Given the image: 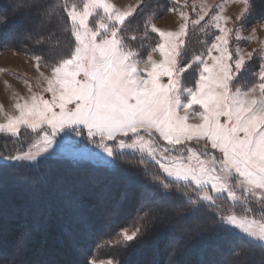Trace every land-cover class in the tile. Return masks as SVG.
<instances>
[{
	"label": "snow or ice",
	"instance_id": "6c2138e0",
	"mask_svg": "<svg viewBox=\"0 0 264 264\" xmlns=\"http://www.w3.org/2000/svg\"><path fill=\"white\" fill-rule=\"evenodd\" d=\"M225 3L239 5L236 15L208 5L191 19L174 0L166 10L181 22L165 30L152 0H0V24L23 18L44 50L30 58L47 70L41 91L29 87L0 123L27 141L0 156V264H123L97 260L101 230L118 253L157 236L167 258L155 264H181L192 241L237 232L264 249V41L239 43L264 29V12L254 0ZM190 25L214 29L199 53L186 46ZM52 162H70L71 179H57L41 200ZM122 174L139 183L114 191ZM19 190L30 195L12 203ZM225 193L254 200L260 216L230 211ZM130 209L139 221L131 232L116 222Z\"/></svg>",
	"mask_w": 264,
	"mask_h": 264
},
{
	"label": "rangeland",
	"instance_id": "374dc122",
	"mask_svg": "<svg viewBox=\"0 0 264 264\" xmlns=\"http://www.w3.org/2000/svg\"><path fill=\"white\" fill-rule=\"evenodd\" d=\"M112 2L117 4L118 7H128L135 4L136 0H112ZM170 2L171 5L169 6L171 7L174 0H170ZM185 4L187 5L185 11H187L191 19L197 18V12H199L200 8L206 7L208 5L217 6L223 4L224 14L229 16L236 15L239 10V5L233 3H225V0H179V4L177 5V7H183ZM194 8L195 10H193ZM208 19V17H205V21H202L201 25H204ZM153 22L158 28L165 30H175L181 21L178 14L168 12L166 9H164L162 10V12H160V14L156 13L153 15ZM201 25H197L199 30H201ZM24 27L26 26L13 25L11 26V29L13 32L22 33ZM251 27H256L255 23H253L249 28L245 30L244 35L249 34V32L251 31ZM212 31H214V29H210L208 27H205L204 30L201 31L202 36L198 41L200 44H202V48L200 51L203 50V42L209 39ZM131 34L132 33H129V35ZM10 41L11 43L6 46L0 45V109H2V111H0V123H5L6 116L15 113L14 105L19 97H28L30 95L29 87H31L33 91H41L40 84L43 77H41L40 73L43 72L45 73V75H47V70L44 67H41L40 70L37 71L35 62L30 58L33 55H36L35 53L23 49L22 46H19V41H15L14 39H11ZM260 41H264V29L257 28L256 38L254 40L250 42L241 41L239 43L242 48L250 50L253 47L259 46ZM200 51H198L197 53H199ZM29 131L30 130H22L24 136H26ZM15 141L16 138L0 132V156L6 155L8 153L14 154L15 151L21 146H23L24 150H27V141L23 136L20 142ZM67 163L70 162H64L61 164L66 165ZM88 165L91 164L89 163ZM60 168L62 169V167ZM62 172L64 175L65 172L63 170ZM62 172L55 170L52 172L50 171L49 186L54 184L57 179L63 178L65 176H60ZM57 173L59 174L56 175ZM116 180L119 181V183H122V185L127 183L123 178H121V176ZM119 189L120 188H118V191ZM24 191L29 193L26 190ZM24 191L22 190V192ZM237 195H240L239 190H237ZM24 196H26V194ZM223 196L225 197V199L221 201V204H223L225 207H229L230 211L236 212L239 215H244V210L246 207H248L255 210L249 213L250 216H260V208L254 200L248 201L247 203H245L243 199L233 202L227 199L226 193L223 194ZM19 202L20 201H17V203ZM138 226L139 221L134 218L131 224L125 227L129 230V232H131ZM111 239L114 240L115 237H112ZM108 240L109 238L100 240L93 247L94 255L96 256L98 261L107 262L108 260H116L117 258L116 254H110L108 247L112 246L108 243ZM112 254L113 256H115V258L112 256ZM117 259L120 260V257H118ZM152 261H154V258Z\"/></svg>",
	"mask_w": 264,
	"mask_h": 264
},
{
	"label": "trees",
	"instance_id": "16d2710c",
	"mask_svg": "<svg viewBox=\"0 0 264 264\" xmlns=\"http://www.w3.org/2000/svg\"><path fill=\"white\" fill-rule=\"evenodd\" d=\"M256 4L257 13L264 12V0H254ZM152 4L155 8L156 5H159V8L155 9V14L162 12V10L167 9L171 5L170 0H152ZM13 25H24L26 27L23 28L22 33L13 32L11 26ZM202 36L201 30L198 29L197 26H190L188 30L187 37V49L189 54L197 53L201 50L202 44L198 41ZM14 39L15 41H19V46H22L23 49L27 51H32L36 55H44V50L41 49V46L35 44V37L30 33L25 21L21 17L9 18L8 22L5 24H0V45H8ZM13 149V147H12ZM8 152V151H7ZM132 160V158H129ZM135 162L134 160L132 161ZM62 167V169L60 168ZM89 168L93 167L92 165H88ZM66 170H65V169ZM60 171L63 172L60 174L61 177L66 179H71L69 171H72V165L67 163L63 165L61 163L52 162L49 165V177L50 171ZM57 173L56 175H58ZM121 178H123L127 183L135 182L139 183L138 178L132 177L130 175L122 174ZM9 182H13V178L9 177ZM50 182V181H49ZM112 186L114 191H118V188H123L125 184L119 183V181H112ZM122 185V186H121ZM24 191V190H23ZM27 191V190H26ZM51 192V185L41 188L39 190V197L41 200L49 199ZM30 195V193L22 192V190L14 191L10 193L9 199L11 202L17 203V195L24 196L25 194ZM135 218L134 213L129 210V213L121 215L117 218V223L128 226L131 224L132 220ZM109 238L107 232L105 230L99 231L92 243V248L96 243L100 240H105ZM159 239L157 236L147 237L144 240L137 243L132 249L125 252L123 249L117 252V250L113 247H108L110 254H116L117 258L120 257V260H123V264H155L156 261L166 259V256H161L159 251ZM233 249H237L241 255L233 256L230 253ZM112 254V256H113ZM115 258V256H113ZM116 258V259H117ZM154 258V261H152ZM181 264H200L201 260H211L215 261L216 264H240L241 261L244 264H264V249H262L258 243H253L252 241H247L246 238L240 235L238 232L236 235H228V236H216L208 239H198L192 241L185 252L179 257Z\"/></svg>",
	"mask_w": 264,
	"mask_h": 264
}]
</instances>
